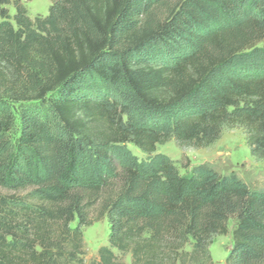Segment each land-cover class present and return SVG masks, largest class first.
<instances>
[{"label": "trees", "instance_id": "1", "mask_svg": "<svg viewBox=\"0 0 264 264\" xmlns=\"http://www.w3.org/2000/svg\"><path fill=\"white\" fill-rule=\"evenodd\" d=\"M20 1L0 0V264H83L96 211L89 264H213L229 221L225 264H264V190L157 153L241 128L264 162V0H50L34 20Z\"/></svg>", "mask_w": 264, "mask_h": 264}, {"label": "rangeland", "instance_id": "2", "mask_svg": "<svg viewBox=\"0 0 264 264\" xmlns=\"http://www.w3.org/2000/svg\"><path fill=\"white\" fill-rule=\"evenodd\" d=\"M14 1L16 0H11V3L5 6L10 18L15 13ZM20 2L31 20L46 17L51 6L50 0H22ZM11 23L13 24L12 20ZM127 150L138 159H144L143 155L132 146H128ZM157 153L175 162L183 177L190 175L196 168H209L221 176L238 179L251 190H264V162L251 157L246 145L245 132L241 128L225 130L221 138L207 149L179 148L171 140L158 146ZM0 194H6V192L0 189ZM91 221L90 226L82 228L83 264H89L96 258L97 250L101 246L107 245L109 235V224L105 218H100L97 211L91 216ZM76 224L74 222L71 227L74 228ZM227 227L228 234L214 237L209 246L213 264H225L227 255L232 248L231 233L234 222L229 221ZM124 263L130 264L129 256L124 258Z\"/></svg>", "mask_w": 264, "mask_h": 264}]
</instances>
